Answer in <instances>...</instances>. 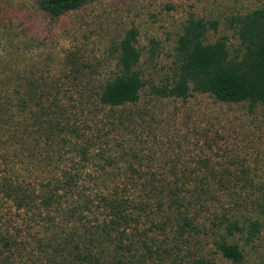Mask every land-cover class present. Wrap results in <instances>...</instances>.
<instances>
[{
    "label": "trees",
    "instance_id": "16d2710c",
    "mask_svg": "<svg viewBox=\"0 0 264 264\" xmlns=\"http://www.w3.org/2000/svg\"><path fill=\"white\" fill-rule=\"evenodd\" d=\"M90 1L37 4L56 18ZM231 26L234 52L226 35L206 41L216 21L190 19L177 41L174 75L152 92L264 104V3L234 16ZM138 34L130 29L114 44L115 72L100 83L72 67L53 78L21 77L25 87L4 90L6 75L0 74V264H150L181 249L193 231L215 237L223 257L244 261L229 236L247 230L246 240H253L263 226L257 219L242 225L234 214L225 217L242 207L237 187L223 180L219 189L203 175L191 187L187 170L177 177L174 169L145 165L150 153L139 146L160 140L142 134V113L128 108L138 104L146 85L138 69ZM208 174L223 177L213 167ZM257 201L263 210L264 198Z\"/></svg>",
    "mask_w": 264,
    "mask_h": 264
},
{
    "label": "rangeland",
    "instance_id": "374dc122",
    "mask_svg": "<svg viewBox=\"0 0 264 264\" xmlns=\"http://www.w3.org/2000/svg\"><path fill=\"white\" fill-rule=\"evenodd\" d=\"M263 3L264 0H91L53 18L38 7L37 0H0V74L6 75L3 89H17L23 84L21 77L53 78L72 67L92 74L100 83L115 72L112 47L128 30L136 28L141 52L138 69L146 85L138 104L128 108L142 113V134L160 140L139 146L150 153L151 160L145 165L155 171L174 169L177 177L179 171L187 170L185 181L191 187L193 178L200 175L219 189L223 180L237 187V196L245 201L225 217L234 214L242 225L257 219L263 227L253 240H246L247 230L237 231L229 240L244 252L240 264H264V208L256 205L264 198V104L223 102L205 93L187 99L163 98L152 92V86H161L174 75L177 41L190 19H203L208 25L216 21L217 28L208 30L206 41L215 42L226 35L234 52L238 41L232 18ZM207 166L223 177L212 180ZM192 170L198 172L190 174ZM226 199L235 200L233 196ZM226 199L224 202L229 203ZM232 207H219L207 217L216 218ZM170 243L167 245L174 248ZM210 260L214 264H237L223 257L215 237L193 231L181 243V249L163 260L154 257L150 264H210Z\"/></svg>",
    "mask_w": 264,
    "mask_h": 264
}]
</instances>
